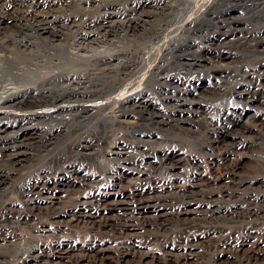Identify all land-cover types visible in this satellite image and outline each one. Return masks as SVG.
I'll return each mask as SVG.
<instances>
[{"label":"rangeland","instance_id":"rangeland-1","mask_svg":"<svg viewBox=\"0 0 264 264\" xmlns=\"http://www.w3.org/2000/svg\"><path fill=\"white\" fill-rule=\"evenodd\" d=\"M45 3L68 8L21 19ZM193 3L0 0L6 47L112 56L0 103L1 264H264V0Z\"/></svg>","mask_w":264,"mask_h":264},{"label":"bare ground","instance_id":"bare-ground-1","mask_svg":"<svg viewBox=\"0 0 264 264\" xmlns=\"http://www.w3.org/2000/svg\"><path fill=\"white\" fill-rule=\"evenodd\" d=\"M194 1L195 0H190L191 3H193ZM66 3H63V5H60L59 3H58V5H57V3H55V4H47V3H45L43 5L39 4L34 9L30 8L29 10L21 12L20 16H21V19L22 18H31V19L36 20V21H41L47 15L48 12H52V11L60 9L63 6H66ZM14 7L15 6L9 7L8 8V13H12L14 11ZM16 14L11 16V18L6 17L5 16L6 14L5 15H1L0 14V26H1L0 27V32L1 31L7 32V30L9 28L19 27V25H21V23L20 24L17 23L18 21H17ZM7 16H8V14H7ZM25 25H27V24H25ZM1 34H3V33H1ZM80 36L81 37H79V38H76V37L72 38L71 42H69V44L67 43V45L63 47L64 48V54L63 55L60 54V56H62V57H59V56L57 57L56 55H54L55 54L54 49H52V51H50V49H49V51L46 50V54H42L40 51H38V49L32 48V47H34L36 45L25 44V43H23L21 41L11 40L12 41L11 48H9V46L6 47L4 42L0 43L2 49H4V51H2L3 55H0V61L2 62V63H0V81L4 80V82L5 81L9 82V81H13V80H11V78H13V79L20 80L21 81V82L19 81L20 84H23V83L26 84L25 86H21L19 88H14L9 83L8 84L6 83L2 88H0V103H2V105L18 103V102L23 101L28 95H31V94H32V96L37 95L36 94L37 93V91H36L37 88H34L37 85H35L33 87L34 84L32 86H30L28 84H32V83L37 84V83H39V85L42 84V87H44L46 85H51L53 82L57 81L58 79H64V80L68 79L69 80L71 78H75V76L79 74V72H80L79 70L86 71L85 73L89 74V71H91V68L90 69H88V68L90 66H93V63L106 62L107 60H110L112 58L111 55H91V56L80 55L79 54V49H82L84 41L89 40L87 37H92V36H94V34H92V33H82V34H80ZM9 39H11V38H9ZM60 48H61V46H60ZM52 52H54V54H52ZM149 54H152V53H149ZM45 56L48 57L49 60L51 59L49 63L46 62V60L44 59ZM144 56H147L146 53L144 54ZM150 56H152V55H150ZM94 71H96V70H94ZM89 76L92 77L93 75L89 74ZM43 97H45V96H43ZM108 99H105V105L107 103H109L110 100H112L113 98L111 97L110 100H108ZM55 100H57V99H55ZM114 100H115V98H114ZM43 103H45V102L40 101L38 104H43ZM73 107H76V106H73ZM64 109H65L64 106L53 107V109H42V110L38 109L37 111L33 112L32 115L34 117H41V118H43V117L44 118H52V117L56 118V113L61 111V110L63 111ZM82 110L84 112H87V113L90 114V112H92V113L95 112L96 106H88L87 105L85 107H82ZM3 113L4 112L0 111V115H4ZM61 120L66 121V119H64V118H61ZM89 196L93 200H96V201L99 202V199H98L100 197L99 194L91 193ZM101 196L103 198H105V199L114 198L113 195L110 194V193H103ZM114 204H112V205H114ZM118 205H121L120 202H119ZM139 207H143L142 208L143 210H147L148 209L146 204L145 205L144 204H140ZM76 213H78V212H76ZM244 246L245 245L243 243H239V242H237V243L232 245V247L236 248L238 251H239V249H243ZM263 246H264V242L259 243L256 246V249H257L256 251H259L260 249H262ZM62 247L63 246L59 247L60 251L58 252V255H60V256L61 255H67V253H69V252H74V250L76 249L75 246H71V245H67L64 248H62ZM81 249L82 248H80V250ZM85 250H86V253H88L90 255H93L92 256L93 258L103 256V250L99 249L96 245H94V243L86 245L85 246ZM258 254H262V253L259 252ZM46 256L48 257V255H46ZM53 258H55V255H54ZM22 259L23 260H21L20 263L17 262V264H24L25 262L28 261L29 257L27 258L26 256L25 257L23 256ZM98 260H103V259H98ZM1 263L2 262H0V264Z\"/></svg>","mask_w":264,"mask_h":264}]
</instances>
